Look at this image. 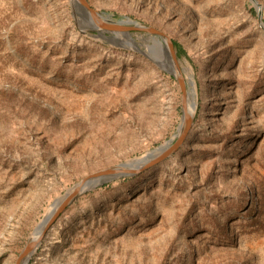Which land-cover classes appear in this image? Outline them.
I'll list each match as a JSON object with an SVG mask.
<instances>
[{"label":"rangeland","instance_id":"rangeland-1","mask_svg":"<svg viewBox=\"0 0 264 264\" xmlns=\"http://www.w3.org/2000/svg\"><path fill=\"white\" fill-rule=\"evenodd\" d=\"M84 1L0 0V264L168 140L26 264H264V0Z\"/></svg>","mask_w":264,"mask_h":264},{"label":"water","instance_id":"water-1","mask_svg":"<svg viewBox=\"0 0 264 264\" xmlns=\"http://www.w3.org/2000/svg\"><path fill=\"white\" fill-rule=\"evenodd\" d=\"M82 3L87 6L84 0H81ZM91 12H94L92 9L89 8ZM121 22V21H120ZM127 22L134 23L133 26L130 27H123L122 25H111L113 29H136V30H142L148 33L156 34L160 37H165L160 31H157L154 28L146 27L143 25H140L136 22H133L131 20H127ZM167 44L169 48L172 50V43L171 41L166 38ZM183 85V84H182ZM182 87V86H181ZM184 96V94H183ZM190 124V119L187 125H185V128L187 129ZM180 139V138H179ZM176 144L170 145V141H166L164 144L159 145L158 147L147 151L141 159L138 160H132V161H125L121 162L115 167L99 171L97 173H94L92 175H89L85 178H83L81 181H79L77 184H75L72 188H70L61 198L56 199L52 205L50 210L44 215V217L41 219V221L36 225L34 229V233L36 235L35 239H33L29 244L25 246L22 253L19 255L16 264H26L28 260V256L31 252L32 247L38 242V240L41 238V235L47 230V228L51 225V223L56 219V217L63 211L65 206L74 199L76 195H78L80 192L84 191L85 189L94 186L97 184L101 179L106 177H115V176H123V175H133L136 174L143 169H146L147 167L153 165L160 159H162L169 148L174 146Z\"/></svg>","mask_w":264,"mask_h":264},{"label":"bare ground","instance_id":"bare-ground-1","mask_svg":"<svg viewBox=\"0 0 264 264\" xmlns=\"http://www.w3.org/2000/svg\"><path fill=\"white\" fill-rule=\"evenodd\" d=\"M168 45V44H167ZM169 47V46H168ZM179 80L181 81V82H183L182 81V79L181 78H179ZM192 93H193V95L195 94V89H194V87H192ZM189 115H187V114H185V119L188 121L189 120ZM143 156H141V157H138V158H134V159H131V160H129V161H132V160H138V159H141ZM36 237V236H35Z\"/></svg>","mask_w":264,"mask_h":264}]
</instances>
